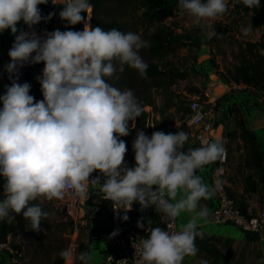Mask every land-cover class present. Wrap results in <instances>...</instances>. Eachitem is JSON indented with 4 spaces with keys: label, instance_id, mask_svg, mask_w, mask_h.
<instances>
[{
    "label": "clouds",
    "instance_id": "obj_1",
    "mask_svg": "<svg viewBox=\"0 0 264 264\" xmlns=\"http://www.w3.org/2000/svg\"><path fill=\"white\" fill-rule=\"evenodd\" d=\"M47 3L0 0V33L10 29L14 34L8 51L11 59L5 65L11 84L0 94V220L20 213L38 231L49 212L32 201L83 198L90 186H98L104 199L112 201L117 210H125L124 220L134 202L142 209L154 206L169 220L183 211H195L177 230L146 229L148 235L133 245L134 264H183L185 257H196L195 240L203 238L198 217L208 216L204 204L198 210V202L214 195L213 186L197 170L223 159L221 138L214 136L184 151L188 133L182 129L156 130L151 136L137 129L132 142L135 164L130 167L124 160L126 142L120 137L129 134V121L135 127L143 107L132 89H119L105 77L123 71L125 65L146 76L148 64L139 50L148 41L137 32L91 26L89 15H82L90 12V0H51L65 5L59 12L63 20L71 25L83 22V30L57 28L41 36L18 29L21 20L31 29L42 19H51L54 13L43 17L39 8ZM243 3L249 8L260 6V0ZM178 7L192 24L203 26L226 12L228 0H178ZM241 31L247 34L250 29ZM215 34L209 27L208 38ZM40 62L44 67L37 79L43 99L37 100L30 94L31 84L18 80L21 67ZM97 170L103 179L100 174L91 177ZM214 183H221L219 175ZM137 226L144 228L145 224L138 221ZM60 256L65 264H72L74 258L82 264L92 260L89 252L76 255L71 246L62 249ZM196 264L210 261L200 257Z\"/></svg>",
    "mask_w": 264,
    "mask_h": 264
},
{
    "label": "crops",
    "instance_id": "obj_2",
    "mask_svg": "<svg viewBox=\"0 0 264 264\" xmlns=\"http://www.w3.org/2000/svg\"><path fill=\"white\" fill-rule=\"evenodd\" d=\"M262 5L264 6V0H260V6L257 8L247 7L243 0H228L226 12L213 20L215 26H210H213L212 28L216 31L215 35L219 34L218 37L214 35L215 37L208 38V26L206 28L193 24L187 27L185 29L187 42L185 39L182 42L195 43L199 39L198 36L201 35L203 39L197 43V52L191 57L192 59L185 62L180 68L187 72V76L179 81L185 89L183 92L191 100L196 99L201 102L205 119L214 123V129L219 124H223V139L221 141L227 151L226 161L223 163L226 169V188L237 205L248 215H255L261 209L264 183L260 182L258 177L259 168L246 161L244 140L236 122L237 118L244 119L246 125L255 134L258 146L264 152V126H253V123L264 115V96L262 92L243 82L231 80L228 72L233 70L234 65L238 62L237 54L241 44L244 45L247 41H264V10L262 14H257ZM40 6L42 4L39 5V8ZM45 9L48 13H52L51 7ZM255 16L258 17L255 18ZM23 26L27 25L22 20L19 21L18 29ZM243 27H248L250 31L247 34L243 33L241 31ZM13 42L14 34L10 29L0 33V71L6 77V84L11 82L5 65L10 62L8 51ZM203 55H208V58L199 61ZM193 57L197 59L196 64L193 62ZM41 64L43 65V62L30 63L29 70L36 72V67ZM214 71L219 73L220 83L226 86V90L221 95H213L210 91L213 83L211 76ZM187 84L188 86L185 88ZM5 91V87H3L0 94ZM190 129L188 140L183 148L184 151L199 147L205 140L213 138L211 135V138L208 139L200 136V127H190ZM231 132L232 135H229ZM219 164L220 161L217 160L205 165L197 170V174L203 177L205 183L213 186L212 172ZM98 174H100L99 170L90 175L95 177ZM100 175L102 177V174ZM254 181L257 182L255 189L252 187ZM73 201L75 202L74 208L79 215L76 242L82 244L85 250L91 254L90 264H107L106 257L111 249L109 207L112 201L103 198L98 186H90L86 196L83 198L77 196ZM215 202L216 192L214 190V195L206 200L211 212ZM76 203L80 209H77ZM124 212L125 210L121 209L122 216ZM193 215H195V211L181 212L177 217L178 228ZM127 216V220L123 219L125 229L132 228L139 233H145L151 229L147 223H144V228L137 226V222L141 219L135 214L133 206L127 210ZM198 221V227L203 231V238L198 236L195 240L199 251L196 257H185L183 264H196L200 257L208 259L210 264H264L263 231L260 233L244 231L233 224H219L207 217H198ZM0 264L14 263L8 253H2L0 254Z\"/></svg>",
    "mask_w": 264,
    "mask_h": 264
},
{
    "label": "trees",
    "instance_id": "obj_3",
    "mask_svg": "<svg viewBox=\"0 0 264 264\" xmlns=\"http://www.w3.org/2000/svg\"><path fill=\"white\" fill-rule=\"evenodd\" d=\"M238 2V1H237ZM91 15L88 21L91 26L99 25L105 30L117 28L121 31H133L139 33L143 39L148 41V46L139 50L140 55L148 64L147 75L141 76L139 72L132 67L125 65L123 71H117L112 76L105 77L108 83L119 89L130 88L134 95L143 107V111L136 118V129H142L146 133V107L154 106V89L162 84H171L179 79L187 76V72L181 69L174 68L173 64L167 58L170 53L175 51L176 46H181L182 41L172 43L171 37L176 35L174 29L163 23L175 7L176 2L169 0H90ZM45 8L53 6L51 0L47 4H42ZM264 6L262 5L257 14H262ZM127 16L136 17L139 19L136 23H131L126 19ZM131 17V18H132ZM258 16H255V18ZM134 21V19H132ZM74 29L75 25H71ZM84 23H78L77 30H83ZM261 49H264V41H247L240 45L237 59L238 62L234 65L233 70L228 72V76L235 82H243L255 90L262 92L264 96V54H261ZM171 68V69H170ZM28 79V72L26 81ZM132 125V121H129ZM237 128L240 129L242 138L246 148V161L253 166H257L258 177L260 182L264 183V152L258 146L256 136L252 130L246 125L243 118H237ZM232 135V132L229 133ZM125 162L131 167L134 165L133 160L126 152ZM253 189L257 187V182L254 181ZM3 195V180L0 179V196ZM57 199H37L32 203L41 204L42 208L49 212L56 203ZM69 204V203H68ZM77 209H80L76 203ZM134 212L139 216L143 223L150 227L163 225L162 213L156 212L154 206L141 208L139 202L133 203ZM51 225V220L48 217L42 218L39 230L32 229L30 221L23 217L20 213H10V216L0 220V233L3 240L9 241V236L16 235L25 231L33 230L39 237H44ZM141 234H144L141 233ZM148 235V233H147ZM78 250L86 251L82 244L78 245ZM82 263V262H81Z\"/></svg>",
    "mask_w": 264,
    "mask_h": 264
},
{
    "label": "rangeland",
    "instance_id": "obj_4",
    "mask_svg": "<svg viewBox=\"0 0 264 264\" xmlns=\"http://www.w3.org/2000/svg\"><path fill=\"white\" fill-rule=\"evenodd\" d=\"M169 2H176L178 0H169ZM82 15L87 17L91 15V10L89 13L82 12ZM132 16H127L126 19L130 20L131 23H136L139 21L138 18ZM134 19V21H132ZM163 23L171 26L174 29L176 35L172 36L170 41L176 43L185 39L187 42V36L185 37V29L190 25H193L185 12H183L178 6L173 9V12L163 20ZM215 26V22L212 20L211 24H204L202 27ZM78 27V23L75 24ZM212 26V27H213ZM77 27L72 29L77 30ZM64 28L63 30H65ZM219 34L215 35L218 37ZM214 36V37H215ZM185 37V38H184ZM199 39L195 43L181 42V46H176L175 51L170 53L167 61L174 63L173 66L176 69H180L185 62L192 59L191 57L195 55L197 43L203 39L202 35L198 36ZM193 62H197V59L193 57ZM194 64V63H193ZM43 65L36 67V72L28 71L27 82L31 84L30 94H32L37 100L43 99L41 85L37 76L42 74ZM171 69V68H170ZM213 73H219L214 71ZM177 80L171 84H162L154 89L153 96L154 106L146 107V134L151 136L152 132L156 130H163L165 133L176 132L180 129L185 132H189L191 129L186 123V114L189 112V103L191 99L183 92L184 87ZM188 84L185 85L187 88ZM192 88V87H190ZM137 129L129 124V134L120 137L126 142L128 156L134 160V150L132 148V142L136 137ZM187 142V141H186ZM69 196L62 199H57L56 203L52 207L49 213V218L51 220V225L45 236H40L36 234L33 230L25 231L16 235L15 237L9 236L10 244L18 250L21 254L20 264H65L64 259L60 256V251L64 248L71 246L74 249V253L78 255L81 251L78 250L77 240V228L79 225V215L75 210V202L68 200ZM75 200V198L73 199ZM73 203V204H68ZM72 264H82L81 261L75 259Z\"/></svg>",
    "mask_w": 264,
    "mask_h": 264
},
{
    "label": "built area",
    "instance_id": "obj_5",
    "mask_svg": "<svg viewBox=\"0 0 264 264\" xmlns=\"http://www.w3.org/2000/svg\"><path fill=\"white\" fill-rule=\"evenodd\" d=\"M52 15L51 19H42L36 25H33L31 29L28 26H23L21 29L25 31H35L38 35L44 36L47 32L53 31L57 28L63 30L68 29L69 26H55V8L56 4L51 6ZM49 14V13H48ZM48 16V15H47ZM29 64H25L19 69V83L26 81L27 72L29 71ZM11 84V82H10ZM190 111L186 118V123L190 127H200V136H204L207 139L211 138L210 133L214 129V123L206 121L205 112L203 106L199 100H191L189 103ZM227 151L223 154V159H219L220 164L214 168L212 172V184L216 192V202L213 208L214 221L219 224H233L244 231L260 233L264 230V198L262 201L261 209L255 215L246 214L236 203V201L229 194L226 183L225 175L226 169L223 163L226 161ZM220 170L217 173V170ZM219 175L221 183L216 186L215 179ZM77 196H69V201H73ZM69 203V202H68ZM113 203V202H112ZM111 203L109 207L110 212V225H109V241L110 251L106 257L107 264H134L135 260V248L134 244H137L140 239L147 236L148 232L141 234L135 229H125L122 219L121 210H117ZM163 225L162 228L166 230H177V218L169 220L163 213ZM118 230L117 235L111 236L113 231ZM8 253L10 259L14 264H20L21 254L18 253L9 241H5L0 233V254Z\"/></svg>",
    "mask_w": 264,
    "mask_h": 264
},
{
    "label": "water",
    "instance_id": "obj_6",
    "mask_svg": "<svg viewBox=\"0 0 264 264\" xmlns=\"http://www.w3.org/2000/svg\"><path fill=\"white\" fill-rule=\"evenodd\" d=\"M64 7H65V5H63V4H56V8H55V26L56 27H61L63 25H65V26L70 25L59 16V12ZM40 9H41L42 16L47 17L48 12L46 11L45 6H43V5L40 6ZM206 58H208V55H203L202 57H200L199 61H202L203 59H206ZM211 79H212L213 83H212V87L210 88V91L212 92L213 95H221L226 90V86L224 84L220 83L219 76L215 73H213V75L211 76ZM5 85H10V84H8V83L6 84V77L0 71V92L2 91L3 87H5ZM253 126L254 127L264 126V115L260 116L258 118V121L253 123ZM210 135L212 137L219 136L222 140L223 139V124H219L218 127H216L213 131H211ZM200 204H204L207 207V209H208L207 218L214 220V217H213L212 212H211V208L207 205L206 200L204 198H201V201H199V205ZM199 205H198V209H199ZM262 234L264 236V230H263Z\"/></svg>",
    "mask_w": 264,
    "mask_h": 264
},
{
    "label": "flooded vegetation",
    "instance_id": "obj_7",
    "mask_svg": "<svg viewBox=\"0 0 264 264\" xmlns=\"http://www.w3.org/2000/svg\"><path fill=\"white\" fill-rule=\"evenodd\" d=\"M71 25V24H70Z\"/></svg>",
    "mask_w": 264,
    "mask_h": 264
}]
</instances>
